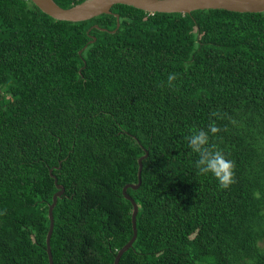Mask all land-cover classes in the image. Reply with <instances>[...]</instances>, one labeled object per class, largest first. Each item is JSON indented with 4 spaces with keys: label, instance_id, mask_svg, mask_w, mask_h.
<instances>
[{
    "label": "trees",
    "instance_id": "trees-1",
    "mask_svg": "<svg viewBox=\"0 0 264 264\" xmlns=\"http://www.w3.org/2000/svg\"><path fill=\"white\" fill-rule=\"evenodd\" d=\"M210 124L227 188L187 146ZM145 151L118 264H264V12L0 0V264H49L53 176V264H112Z\"/></svg>",
    "mask_w": 264,
    "mask_h": 264
},
{
    "label": "water",
    "instance_id": "water-1",
    "mask_svg": "<svg viewBox=\"0 0 264 264\" xmlns=\"http://www.w3.org/2000/svg\"><path fill=\"white\" fill-rule=\"evenodd\" d=\"M40 10L49 16L58 20L79 21L86 20L102 13H111V7L114 4H126L147 12H179L188 13L197 9H226L236 12H264V0H84L80 3L64 8L59 6L54 0H30ZM116 17L117 14H115ZM118 26V22H117ZM148 155L147 151L137 159V182L127 183L122 187V193L126 199L132 204L131 211V238L116 252L113 263L118 264L123 252L127 250L133 243L136 237L135 216L137 212V204L134 199L126 192L128 187L137 188L141 182L142 160ZM54 177V182L57 191L52 195V201L48 206L49 226L45 236V248L48 256L49 264H53L50 238L53 231V207L56 204L57 198L62 194L64 188L57 183V178Z\"/></svg>",
    "mask_w": 264,
    "mask_h": 264
},
{
    "label": "clouds",
    "instance_id": "clouds-1",
    "mask_svg": "<svg viewBox=\"0 0 264 264\" xmlns=\"http://www.w3.org/2000/svg\"><path fill=\"white\" fill-rule=\"evenodd\" d=\"M171 79L172 77L169 76V80ZM216 132V126L210 124L207 130H192L186 137V142L191 152L197 156L194 161L197 171L201 174H211L220 187L227 188L234 182V164L222 150L209 143L210 133Z\"/></svg>",
    "mask_w": 264,
    "mask_h": 264
},
{
    "label": "rangeland",
    "instance_id": "rangeland-1",
    "mask_svg": "<svg viewBox=\"0 0 264 264\" xmlns=\"http://www.w3.org/2000/svg\"><path fill=\"white\" fill-rule=\"evenodd\" d=\"M261 246H264V239L260 242Z\"/></svg>",
    "mask_w": 264,
    "mask_h": 264
}]
</instances>
